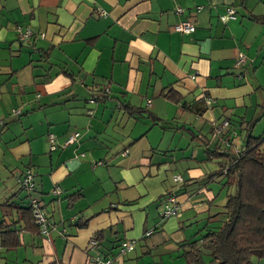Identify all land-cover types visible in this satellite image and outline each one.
I'll list each match as a JSON object with an SVG mask.
<instances>
[{
    "label": "crops",
    "instance_id": "crops-1",
    "mask_svg": "<svg viewBox=\"0 0 264 264\" xmlns=\"http://www.w3.org/2000/svg\"><path fill=\"white\" fill-rule=\"evenodd\" d=\"M229 7L237 18L224 22ZM261 15L264 0H0V218L28 166L54 223L48 238L23 228L0 264L183 262L180 246L213 226L223 205L222 178L209 179L220 159H207L202 138L230 152L242 149L245 125L264 138V22L253 19ZM182 21L195 32H176ZM19 29L33 35L22 41ZM239 55L246 63L237 68ZM100 89L107 98L89 102ZM204 98L212 102L198 115ZM227 121L229 141L216 132ZM170 194L179 209L164 218ZM123 241L135 249L121 254Z\"/></svg>",
    "mask_w": 264,
    "mask_h": 264
},
{
    "label": "trees",
    "instance_id": "trees-1",
    "mask_svg": "<svg viewBox=\"0 0 264 264\" xmlns=\"http://www.w3.org/2000/svg\"><path fill=\"white\" fill-rule=\"evenodd\" d=\"M237 14L236 10V18ZM253 19L264 22V15L253 16ZM107 91L100 89L98 91L100 93L94 94L89 102L106 99L109 94ZM167 96L177 101L182 100L174 92H169ZM205 98L194 104V110L198 111V115L206 108ZM124 107L133 114L146 113V110L132 109L128 104ZM13 111H19V114L15 115ZM13 111V116H19L22 112L20 109ZM0 121V130H3L7 126V120ZM159 121L157 119L155 124H159ZM227 122L229 126L223 128L225 130H221L219 125L216 132L218 130V137L229 141L232 138V124ZM241 133L244 137L243 147L238 152H230L231 149L227 147L225 149L220 144L210 148L209 141L202 138L207 159H220L219 168L209 175V179L222 178L218 190L227 191V200L221 210L213 215L212 219L216 218L213 226L207 228L198 240L180 246L182 251L180 258L183 262L179 264H256L257 260L264 258V138L253 136L250 125H245ZM238 135L240 136V132ZM51 136L53 135H49V150L52 152L57 150L58 146L55 141L56 149L51 150ZM27 171H33L35 174V188L29 193L21 183ZM36 177L37 173L33 167L24 168L16 177L19 191L1 205L3 216L0 218V254L2 251H15L21 246L23 228L24 230L36 228L40 233L31 209L32 200L36 198L44 204L37 193ZM20 193H24V197L19 203L14 198H18ZM53 194L60 195V189L56 188ZM81 197L82 192L79 191L68 195L65 200L73 204ZM40 235L44 238L41 233ZM50 264L65 263L55 261Z\"/></svg>",
    "mask_w": 264,
    "mask_h": 264
},
{
    "label": "built area",
    "instance_id": "built-area-1",
    "mask_svg": "<svg viewBox=\"0 0 264 264\" xmlns=\"http://www.w3.org/2000/svg\"><path fill=\"white\" fill-rule=\"evenodd\" d=\"M98 12H99L100 16H102V17L107 15L103 9H99ZM182 12L183 11L181 9H177L178 14H180ZM221 19L224 22L236 19V10L232 9V8H227L226 14L224 16H222ZM195 29H196L195 26L188 21H182L174 27V30L176 32H178L180 34H186V35H190V34L194 33ZM18 33H19V39L22 41H27L33 35L31 30H26L25 32H23L21 29H19ZM245 63H246L245 57L243 55H239L237 58L235 66L237 68H240V67L244 66ZM92 102H94V100ZM206 102H207V104H209L212 101H209V99H207ZM13 112L15 115L19 114V111H13ZM0 125H1V121H0ZM227 126H229L228 122H226L224 124V127H222L221 129L226 128ZM79 138H80V132H75V133L71 134L70 137L68 138V140L66 141L65 146L76 143L79 140ZM50 142L52 144L51 150H55L56 146L54 145L55 144V137L54 136L50 137ZM82 156H84V155L82 154ZM174 180L176 183H182L183 182V178L181 176H176L174 178ZM21 183H22L24 189L28 193L31 191H34L35 174L33 173V171H27L25 173V176L21 179ZM31 209H32V215H33V220L35 222V225H37V227H39V230H40V233L42 234V236L44 238H48L50 233L53 230L54 223L48 218V215H47L46 211L44 210V204L41 203L40 200L36 198V199L32 200ZM178 209H179V201H178L177 197L173 194L168 195L166 197V202L164 203V207H163V212H162L163 217L168 218V217L174 216L177 213ZM151 234H152V232L147 233V235H151ZM91 244L97 245V242L93 241ZM134 249H135V242L134 241H123L120 245V253L121 254L133 251ZM91 262H93L94 264H114V261L111 258H101V257H96V258L92 259Z\"/></svg>",
    "mask_w": 264,
    "mask_h": 264
},
{
    "label": "rangeland",
    "instance_id": "rangeland-1",
    "mask_svg": "<svg viewBox=\"0 0 264 264\" xmlns=\"http://www.w3.org/2000/svg\"><path fill=\"white\" fill-rule=\"evenodd\" d=\"M180 140V136L177 138V140ZM181 145H182V143H180ZM195 148H197V147H194L193 149H194V152H196L197 153V149H195ZM191 152L190 151H188L186 154H190ZM177 156V155H176ZM215 162V161H214ZM180 163H182V162H180ZM183 164V163H182ZM208 166L209 167H214V164H208ZM178 167H182V165H178ZM175 170V169H174ZM174 178L175 177H172V179H173V181L175 182V180H174ZM213 187L215 188V186L213 185ZM217 189V188H216ZM218 190V189H217ZM226 200H227V195L225 194V191H224V194L218 199V201H217V204H219V205H222V204H224L225 202H226ZM47 215H48V213H47ZM48 218L50 219V217H49V215H48ZM51 220V219H50ZM52 221V220H51ZM37 226V225H36ZM37 228H39V227H37ZM40 231V230H39Z\"/></svg>",
    "mask_w": 264,
    "mask_h": 264
},
{
    "label": "clouds",
    "instance_id": "clouds-1",
    "mask_svg": "<svg viewBox=\"0 0 264 264\" xmlns=\"http://www.w3.org/2000/svg\"><path fill=\"white\" fill-rule=\"evenodd\" d=\"M95 241H96V240H95ZM96 242H97V241H96ZM91 260H92V259H91ZM91 260H90V261H91Z\"/></svg>",
    "mask_w": 264,
    "mask_h": 264
}]
</instances>
